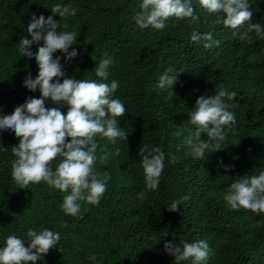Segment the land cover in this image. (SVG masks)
<instances>
[{"label":"trees","instance_id":"trees-1","mask_svg":"<svg viewBox=\"0 0 264 264\" xmlns=\"http://www.w3.org/2000/svg\"><path fill=\"white\" fill-rule=\"evenodd\" d=\"M57 3L76 8V15L53 14ZM191 3L198 22L171 17L166 28L157 31L135 22L142 0H0V115L12 114L29 97H41L38 89L32 92L24 86L29 73L38 75L35 57L22 56L18 48L21 39H31L27 28L35 13L37 18L52 16L58 32L76 33L77 43L69 51L75 48L77 57L67 62L64 53H54V58L61 57L66 76L119 82L112 98L126 107L117 121L128 133L127 140L115 143L95 137V168L102 176L109 174L107 190L98 205L81 201L80 213L71 216L61 207L70 190L61 192L43 181L21 188L13 180L12 147L19 138L12 130H0V248L9 235L24 239L27 247L29 228H47L61 240L35 264H175L164 245L182 240L208 243L209 255L202 264H264V213L233 210L224 200L233 182L264 172V38L251 32L241 40L217 23L223 12L209 13L199 0ZM249 4L251 22L264 27V0ZM194 31L211 33L219 44L206 49L204 41L191 40ZM42 44H33L31 51ZM109 58L105 81L95 68ZM169 68V75L177 76L174 85L156 87ZM225 89L237 93L233 100L225 99L236 123L224 126L221 150L212 146L203 159L193 158L186 141L196 126L189 114L200 96ZM45 106L60 108L65 115L68 111L66 104L46 101ZM201 138L208 140L206 133ZM144 145L165 153L156 190L146 187L139 155ZM105 155L107 162H101ZM61 160L52 161L53 171ZM141 192L144 199L138 198ZM174 200H181L179 211L170 212L167 207ZM92 255L96 261L89 259Z\"/></svg>","mask_w":264,"mask_h":264},{"label":"clouds","instance_id":"clouds-1","mask_svg":"<svg viewBox=\"0 0 264 264\" xmlns=\"http://www.w3.org/2000/svg\"><path fill=\"white\" fill-rule=\"evenodd\" d=\"M199 4L209 13L223 12L224 18H218L217 23L231 28L233 35L239 36L241 40L247 39L251 32L264 38V27L251 22L253 11L249 0H199ZM140 7L142 11L134 19L142 29L151 26L157 31L163 30L171 17L187 18L193 23L200 19L191 0H142ZM51 11L61 18L75 16L77 12L71 5L60 3L55 4ZM67 26L64 25L65 28ZM58 27L59 23L52 16L45 19L41 14L37 18L33 13L27 28L31 39H21L18 48L22 56L35 57L38 75L33 78L29 73L24 86L32 92L38 89L41 97H29L12 114L0 115V130H12L19 138V144L12 147V153L16 157L11 161L13 180L21 188L43 181L61 192L68 193L70 190V194L64 196L61 207L65 214L77 216L81 210V201L98 205L107 190L109 174L104 173L102 176L95 168L98 148L95 137L99 134L112 143L118 138L127 140L128 133L121 129L117 121V117L125 114L126 107L120 99L112 98L118 89V81L112 80L108 84L66 76L61 57L54 58V53H64L67 62L77 57L79 52L75 48L69 51L77 43V36L75 32H58ZM191 40L204 41L206 49L219 44V41L213 40L211 33L200 34L194 31ZM41 41L43 44L38 51H31L32 45L40 44ZM111 63L110 58L103 59L95 68L96 75L106 81L109 76L107 69ZM172 71L171 68L167 69L160 76L156 87L164 89L173 86L177 76L169 75ZM236 96L235 91L225 89L215 96H200L197 99L194 111L189 114L196 131L186 141L193 158L203 159L205 151L212 146L216 151L221 150L220 142L227 135L224 126L236 123L235 115L228 110L230 106L225 103V99L231 101ZM46 101L68 105L67 114L60 108L46 107ZM202 133L207 134V141L201 138ZM69 137L71 141L67 142ZM116 155H119V149ZM139 155L142 158L146 187L156 190L164 170L165 153L160 147L144 145ZM57 157H62V160L53 171L52 161ZM100 160L107 162V156H101ZM172 160L175 161V157ZM138 198L144 199L145 193H139ZM224 200L233 210L242 207L252 212L264 213V172L241 177L233 182L224 195ZM180 204L181 200H174L167 208L170 212H176L179 211ZM27 240L29 243L26 247L24 239L9 235L5 246L0 248V264H35L57 246L61 236L47 228L39 232L29 228ZM164 247L175 258V264L185 261L202 264L209 255V245L203 240L195 243L182 240L180 244L167 242ZM89 259L96 261L97 258L92 255Z\"/></svg>","mask_w":264,"mask_h":264}]
</instances>
